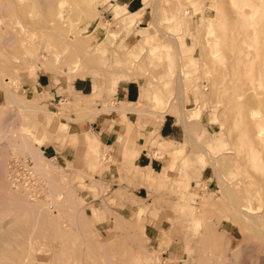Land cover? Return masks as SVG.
Instances as JSON below:
<instances>
[{"label": "rangeland", "instance_id": "1", "mask_svg": "<svg viewBox=\"0 0 264 264\" xmlns=\"http://www.w3.org/2000/svg\"><path fill=\"white\" fill-rule=\"evenodd\" d=\"M258 5L264 14V0H140L134 13L113 0H0V264H264L247 218L264 227V64L240 21ZM39 72L55 87H37ZM84 75L110 91L138 80V118L165 111L184 130L147 133L142 148L164 164L146 173L144 198L118 193L130 212L109 210L111 183L126 179H109L106 147L84 148L90 132L67 125L94 107L70 90ZM65 143L77 151L62 162L51 150Z\"/></svg>", "mask_w": 264, "mask_h": 264}, {"label": "crops", "instance_id": "2", "mask_svg": "<svg viewBox=\"0 0 264 264\" xmlns=\"http://www.w3.org/2000/svg\"><path fill=\"white\" fill-rule=\"evenodd\" d=\"M113 1L120 4V8L133 11H128L129 13H134L140 7V0ZM35 84L37 87H45L50 90L57 83L50 78L48 73L39 72L36 74ZM109 88L110 85L108 83H105L102 79L98 80L96 77L88 75L74 77L70 82L71 92L76 95L90 97L94 100V107L92 105L90 110H85L84 117H81L79 121H67V125L74 127V132H81L82 130L90 132V135L80 139L84 148L94 141L95 138L98 139L101 146L106 147L105 156L110 157L114 162V167L112 166L110 170L112 172L109 173V179L118 170V175H121L127 181H122L119 184L116 182L111 183L109 194L111 195L110 204L112 208H109V210L116 212L123 210V207H125V211L130 212L132 210L131 204H122L118 193L122 191L129 193L131 198L133 196L136 199L144 198L147 194L145 184L148 183L146 173L154 174V172L160 171L164 164L161 158L148 153V148L152 144L145 141L146 147L142 148L141 145L144 143L147 133L153 131L157 135L156 142L161 139L163 142H166L178 141L183 135L184 130L173 116L166 112H164L162 118L158 117V121L154 124L138 118L139 115L144 113L136 108L141 96L138 80L134 78H121L115 82L111 91ZM108 100H110V105L104 104ZM158 114L161 116L159 112ZM120 136L131 138L132 143L126 144L123 149L119 141ZM133 147H139L138 153L132 159L126 158L125 152ZM155 147H157V143L153 148ZM175 150L178 152V149ZM76 151V148L72 144L65 143L58 149L53 147L51 154L53 157L56 155L61 157L60 160L63 162L66 157H71V160H73ZM123 156L126 160L123 159ZM155 228L159 229V224Z\"/></svg>", "mask_w": 264, "mask_h": 264}, {"label": "bare ground", "instance_id": "3", "mask_svg": "<svg viewBox=\"0 0 264 264\" xmlns=\"http://www.w3.org/2000/svg\"><path fill=\"white\" fill-rule=\"evenodd\" d=\"M242 2V1H241ZM240 2V3H241ZM247 2V1H246ZM238 3H239V1H238ZM240 3H239V5H240ZM241 4H243V3H241ZM248 4V3H247ZM241 6H243V5H241ZM255 6V5H254ZM254 6H252V7H254ZM257 8H253L254 10H253V12L251 11L250 12V14H247V13H243V11H242V13L244 14V15H240L241 16V25H242V27L243 28H250V30H248L247 29V31L245 30L244 31V35H245V37H246V39L247 38H250L249 37V34H248V31L250 32V33H252L251 34V36L253 35L254 36V38H255V40L257 41V44H258V46L255 48V57H259V63H260V65H261V61L263 62V64H264V31H263V29H264V14H261L260 12H261V10H260V7H259V5L258 6H256ZM238 9H241V8H239L238 7ZM250 9H252V8H250ZM242 10H243V8H242ZM17 11V10H16ZM124 18V17H123ZM238 18V17H237ZM211 25V24H210ZM261 25H262V27H261ZM261 28H263V29H261ZM259 29H261L262 31H263V33H262V37L260 38V34H261V32H260V30ZM252 31V32H251ZM258 31L260 32L259 33V35H258ZM252 36V37H253ZM242 40H243V38H242ZM245 40V39H244ZM244 40H243V42H244ZM212 45V44H211ZM210 45V46H211ZM255 45V44H254ZM213 46V45H212ZM212 48V47H211ZM214 48V47H213ZM213 52V51H212ZM252 55V54H251ZM253 56V55H252ZM263 59V60H262ZM84 61V60H83ZM261 67V66H260ZM3 91H4V93H5V96H6V98H8V99H10L12 102H14V96H13V94H12V92L8 89V88H6V87H4L3 88ZM164 112L165 111H162L161 112V118H162V115L164 114ZM254 113H256V112H254ZM251 115V114H250ZM249 115V116H250ZM252 117V116H251ZM254 117V116H253ZM259 132V131H258ZM258 136V135H257ZM260 137V136H259ZM258 138V137H257ZM260 139V138H259ZM258 141V140H257ZM261 142V141H260ZM241 212V211H240ZM247 214V215H246ZM243 213L242 214V216L244 215L245 217H247V216H249L248 215V213ZM251 217V218H250ZM250 217H247L248 218V220H249V224H250V226L251 227H253L254 228V232H255V230H256V235L260 238V239H263L264 240V227L263 226H259L260 224H258V219L256 220L255 218H253L252 216H250ZM242 218V217H241ZM260 222V221H259ZM260 227H262V228H260Z\"/></svg>", "mask_w": 264, "mask_h": 264}, {"label": "built area", "instance_id": "4", "mask_svg": "<svg viewBox=\"0 0 264 264\" xmlns=\"http://www.w3.org/2000/svg\"><path fill=\"white\" fill-rule=\"evenodd\" d=\"M24 168L26 169L28 175L31 174V176H33V171H32L31 166H28V165L26 164ZM31 183H32V184L23 183V185H25L26 187H29V188H33V187H34L33 182H31Z\"/></svg>", "mask_w": 264, "mask_h": 264}]
</instances>
